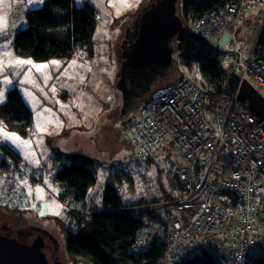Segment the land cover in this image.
<instances>
[{"label": "built area", "instance_id": "built-area-1", "mask_svg": "<svg viewBox=\"0 0 264 264\" xmlns=\"http://www.w3.org/2000/svg\"><path fill=\"white\" fill-rule=\"evenodd\" d=\"M255 6L264 7V0H234L207 11L189 28L218 54L221 73L239 69L241 79L254 80L264 95V46L245 57L238 37L240 15ZM95 17L99 22L98 13ZM174 42L179 47L180 38ZM200 45L198 41L196 47ZM90 49L87 45L81 52L88 55ZM181 56L180 48L173 51L177 67L182 65L178 80L150 90L127 129L144 167H121L122 173L137 176L134 182L154 198L133 202L116 176L108 180L123 208L140 221L132 245L137 260L129 264H180L206 253L218 264H248L251 255H264V125L224 78L215 91L185 71ZM168 149L179 152L181 163L160 158ZM149 161L167 167L173 176L165 191L151 179ZM28 173L36 172L21 165L0 141V205L10 210L41 206L30 201L22 183ZM64 192L69 207L89 211V195L72 200L68 187ZM158 242L164 246L158 259L141 258Z\"/></svg>", "mask_w": 264, "mask_h": 264}, {"label": "rangeland", "instance_id": "rangeland-1", "mask_svg": "<svg viewBox=\"0 0 264 264\" xmlns=\"http://www.w3.org/2000/svg\"><path fill=\"white\" fill-rule=\"evenodd\" d=\"M182 1L178 0L177 3L180 15H182ZM3 5H5L4 2ZM12 16L11 28H20L22 17L20 18L18 10L14 11ZM263 17L264 7L261 6L245 10L239 17L238 34L244 46L245 57L254 48L260 27L259 21ZM2 22L4 21L1 20L0 14V104L7 100L8 90L19 88L18 90H21L22 94L30 100L33 108H31L33 125L28 134L23 135L8 129L0 120V141L17 148L21 154L19 163L36 172L28 173L23 180L27 194L31 196L32 188L35 186L33 199L40 202L41 206L17 212L0 207V219H13L14 224L41 225L49 230L60 243L59 248H56V256L62 264H93L88 260L74 258L67 250V230L68 228L77 230L78 223L74 216L82 214V210L72 208L71 210L76 214L68 213V203L61 199L63 189L55 181L53 173L55 174L63 163H69L72 160L91 167L95 174V181L89 186L88 193L90 194L88 202L93 203L90 204L92 209L102 205L105 187L113 173H121L124 179L123 186L132 200L153 199L154 195L150 191H143L136 184L137 176L133 177L137 182H133V185L127 184L124 176L126 172L121 169V167L135 169L144 167L143 161L135 155L136 144L129 140L127 133L128 126L139 116L144 101L132 107L130 111L123 112L124 98L118 88L123 49L117 47V41L111 35L112 31L109 33L106 30L101 31L103 26L99 30V24H97L93 42L97 46V55L88 56L91 49L88 55H80L78 58L85 61L84 65L74 60H71L68 66H59L55 63L46 68L47 71L43 74L42 70L38 73V68L32 64L43 62L31 57L20 56L22 60L17 58L15 62L11 61L13 57L10 53L11 40L8 42V38L13 32L11 29L2 32L6 30L3 29ZM27 23L26 18L24 24L27 26ZM173 45L174 51L179 50L176 42ZM94 58L96 63L91 62ZM8 63L18 67L19 74L15 75L16 77L13 75L17 69L11 68ZM177 66L178 64L175 63L174 72L165 77L160 84L178 80L179 68L182 65H179V68ZM183 68L186 69L185 71L189 70L204 85L211 86V83L198 71L197 66L193 68L183 66ZM236 70L240 72L239 69ZM225 78L228 87V77ZM252 82L256 84L254 80ZM14 83L17 87L10 88L9 85ZM213 86L211 87L214 88ZM62 90L67 99L63 106L68 105L67 109L57 105L54 100L56 93ZM32 96L35 99H31ZM103 130L108 132L107 137L105 134L99 137V132ZM160 158L163 160L169 158L173 162L181 163L179 152L174 150L164 151L160 154ZM148 167V173L156 185L164 190L171 185L174 178L167 167L156 161H149ZM52 242H55L53 238Z\"/></svg>", "mask_w": 264, "mask_h": 264}, {"label": "trees", "instance_id": "trees-1", "mask_svg": "<svg viewBox=\"0 0 264 264\" xmlns=\"http://www.w3.org/2000/svg\"><path fill=\"white\" fill-rule=\"evenodd\" d=\"M232 1L234 0H183L181 6L182 19L188 29L179 37L182 61L188 67L197 66L201 75L214 85L215 91L220 89L221 78L226 82L225 77H228L230 71L221 73L218 54L213 52L211 45L197 32L191 30L188 24L199 20L213 8H225ZM96 13H98L96 8L88 2L79 5L76 0H45L42 6L26 11L28 24L15 33L14 47L20 55L37 61L51 58L70 59L81 48L87 45L91 47L94 42L98 24ZM198 41H201V45L196 47ZM212 94L216 96L215 92ZM0 120L8 129L17 133L26 135L30 131L33 125V112L17 88L8 90L7 100L0 104ZM4 145L17 159L15 151L9 148V145L5 143ZM111 176H116L124 183L119 173ZM124 176L127 184L133 185V177L127 174ZM54 179L62 186L61 199L65 200L64 188L68 187L70 192L67 195H70L72 200H81L88 195L89 186L95 181V174L91 167L72 160L55 172ZM85 206L89 211L86 210L82 214L75 213L76 215L69 207L68 213L75 215L74 219L77 220L78 227L77 230L71 228L67 230L68 252L76 259L88 260L93 264H129L137 260L132 245L140 221L131 211L123 208L121 196L115 187L107 183L100 207L92 209L89 202L85 203ZM0 223V226L4 225L11 230L20 228L33 230L29 226L19 228L7 219L2 221L0 219ZM163 249V243H153L141 258L145 256L153 262L160 257ZM180 264L218 263L206 253L202 257ZM248 264H264V255H251Z\"/></svg>", "mask_w": 264, "mask_h": 264}, {"label": "water", "instance_id": "water-1", "mask_svg": "<svg viewBox=\"0 0 264 264\" xmlns=\"http://www.w3.org/2000/svg\"><path fill=\"white\" fill-rule=\"evenodd\" d=\"M178 0H150L138 13L131 43L123 50L118 88L124 98L123 112L136 105L152 85L174 70L173 42L188 29L178 13ZM264 46V20L256 47ZM228 87L263 122L264 95L248 78L229 72ZM56 248L60 243L54 238ZM0 264H61L41 232L0 226Z\"/></svg>", "mask_w": 264, "mask_h": 264}, {"label": "crops", "instance_id": "crops-1", "mask_svg": "<svg viewBox=\"0 0 264 264\" xmlns=\"http://www.w3.org/2000/svg\"><path fill=\"white\" fill-rule=\"evenodd\" d=\"M149 1L150 0H76L77 4H79V5L88 2V3L92 4L96 8V10L98 12V15L100 16V21L98 22L99 30H100V27L103 26L101 31L106 30L107 33H109V31H112L111 35L113 36V39H116L117 47L121 48V49H122V39L124 38V35H125V32H126L127 28L132 23V21H134L136 15L143 9V7ZM3 2L5 3V5L2 6ZM44 2H45V0H0L1 20L4 21V22H2L3 23V29H6V30H4L2 32H6V31H8L10 29L13 32V34L8 38V42L11 40L10 53L13 56V57H11V61L12 62H15L17 60V58L19 60H22L21 57H20L22 55H20L16 51V49L14 47V36H15V33L19 29H21V28L26 26L24 24L25 20H26V11L28 9H31V8L40 7L41 5L44 4ZM16 10H18L20 18L22 17V23L19 26L20 28H13L12 29L11 28L12 18H13L12 15L14 14V11H16ZM180 16L182 17V15H180ZM263 20H264V17L259 21L260 25L263 22ZM189 24H188V27H189ZM23 25H25V26H23ZM96 30H97V28H96ZM258 32H259V30H258ZM95 34H96V32H95ZM257 35H258V33H257ZM238 37H239V34H238ZM94 38H95V35H94ZM256 39H257V37H256ZM239 40L241 41L240 37H239ZM241 43H242V41H241ZM242 45H243V43H242ZM259 47H261V46H259ZM259 47H256V40H255L254 48H253L252 52L254 50H256V48H259ZM92 54H94L95 56L97 55V46L95 45V43H92L91 52H90V55H88V56H91ZM80 55L81 56H86L85 54H83L82 52L79 51L75 56H73L70 59H66V58H61V59L51 58V59L46 60V61H40V62H43V63H37V64L36 63H32V64H35V66L38 68V73H40L39 70H42L43 74H45L46 71H47L46 68H48L49 66H52L55 63L58 64L59 66L60 65L68 66L72 62L71 60H74V62H77V63H80V64L84 65L85 61L83 62V61H81L78 58ZM17 56H19V57H17ZM95 60H96V58L91 60V62L92 63H96ZM29 63H30V61H29ZM10 66L13 69H17V72L13 75V77H16L19 74L18 67L16 65H10ZM9 87L12 88V87H17V86L14 83L12 85L10 84ZM20 93L22 94L21 90H20ZM23 93H24V90H23ZM64 93L65 92H63V90L60 91L59 93L57 92L56 95H55L56 97L54 98V100H56L55 102H57V105H59L60 107H62L64 101L67 100L65 95H64ZM22 98L24 99L26 104L31 109L32 106H31L30 100H28V98H26L25 94H22ZM31 99H35V97L32 96ZM63 108L67 109L68 105L63 106ZM35 126H36V123L34 124V127ZM104 134L107 137L108 132L106 130L100 131L99 132V137H103ZM5 144L9 145V148H11L13 151H15V153H16L15 155L17 156V159L20 160L21 159L20 151L17 148H15L12 144H9V143H5ZM117 145H119L118 142H117ZM65 163H63V164H65ZM22 183H23V185L25 183L23 179H22ZM32 189H33L32 196L29 195V193H28V195H29L30 201L34 202L35 200L33 199V197L35 196V193H34L35 192V186ZM133 202H140V201H134L133 200ZM90 204H93V203H89V205Z\"/></svg>", "mask_w": 264, "mask_h": 264}, {"label": "flooded vegetation", "instance_id": "flooded-vegetation-1", "mask_svg": "<svg viewBox=\"0 0 264 264\" xmlns=\"http://www.w3.org/2000/svg\"><path fill=\"white\" fill-rule=\"evenodd\" d=\"M136 19H134V21H132V23L129 25V27L127 28L126 32H125V35H124V38L122 39V49L124 50L125 48H127V46L131 43L132 41V38L134 36V32L136 30ZM174 66H175V61H174ZM236 71V70H235ZM164 79V78H163ZM163 79H160L159 81L155 82L153 85H152V89L157 86L158 84L161 83V81ZM151 89V90H152ZM149 92V91H148ZM147 92V93H148ZM147 93L140 97V98H137L136 100V105L139 104L142 100L144 101V98L145 96L147 95ZM7 220H11L13 222V219H7ZM2 221V220H1ZM1 224V223H0ZM16 226H18L19 228L20 227H32L33 230L35 232H41L43 233V235L45 236L46 238V241L48 243V246L52 249V252L56 255V246H55V243L52 242V237H51V232L47 229H45L43 226L41 225H36V224H31V223H25V224H19V223H16ZM61 262V261H60ZM62 264V263H61Z\"/></svg>", "mask_w": 264, "mask_h": 264}]
</instances>
